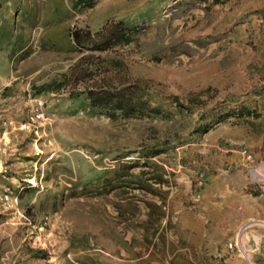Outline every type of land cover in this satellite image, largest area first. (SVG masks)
<instances>
[{
  "label": "rangeland",
  "instance_id": "1",
  "mask_svg": "<svg viewBox=\"0 0 264 264\" xmlns=\"http://www.w3.org/2000/svg\"><path fill=\"white\" fill-rule=\"evenodd\" d=\"M103 79L157 112L91 106ZM263 257L264 0H0V264Z\"/></svg>",
  "mask_w": 264,
  "mask_h": 264
},
{
  "label": "trees",
  "instance_id": "2",
  "mask_svg": "<svg viewBox=\"0 0 264 264\" xmlns=\"http://www.w3.org/2000/svg\"><path fill=\"white\" fill-rule=\"evenodd\" d=\"M134 32L133 28L127 27L122 21H110L94 32L76 28L71 35L79 50L103 52L116 45L129 43ZM84 58L87 57L83 56L82 59ZM68 74L69 79L74 81L91 75L87 68L79 67L78 63L70 68ZM102 81L100 84L92 82L82 91L86 94L91 106L103 109L111 115L120 113L124 116H135L157 112L158 109L151 107L143 97L137 84L110 85L104 79Z\"/></svg>",
  "mask_w": 264,
  "mask_h": 264
},
{
  "label": "built area",
  "instance_id": "3",
  "mask_svg": "<svg viewBox=\"0 0 264 264\" xmlns=\"http://www.w3.org/2000/svg\"><path fill=\"white\" fill-rule=\"evenodd\" d=\"M260 264H264V257L262 258Z\"/></svg>",
  "mask_w": 264,
  "mask_h": 264
}]
</instances>
